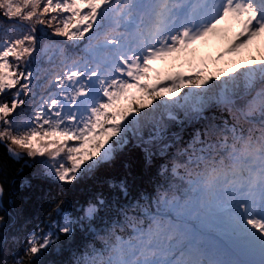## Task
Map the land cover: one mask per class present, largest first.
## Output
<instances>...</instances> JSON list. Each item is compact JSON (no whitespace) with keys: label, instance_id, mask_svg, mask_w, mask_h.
<instances>
[{"label":"snow or ice","instance_id":"snow-or-ice-1","mask_svg":"<svg viewBox=\"0 0 264 264\" xmlns=\"http://www.w3.org/2000/svg\"><path fill=\"white\" fill-rule=\"evenodd\" d=\"M0 264H264V0H0Z\"/></svg>","mask_w":264,"mask_h":264}]
</instances>
